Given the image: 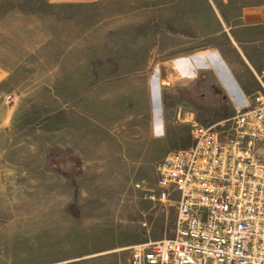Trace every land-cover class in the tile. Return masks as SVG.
Wrapping results in <instances>:
<instances>
[{
    "label": "rangeland",
    "instance_id": "374dc122",
    "mask_svg": "<svg viewBox=\"0 0 264 264\" xmlns=\"http://www.w3.org/2000/svg\"><path fill=\"white\" fill-rule=\"evenodd\" d=\"M262 5L0 0V75H8L0 85V121H8L0 130L3 181L10 187L33 184L32 171L43 163L73 188L76 216L77 193L99 195L104 188L105 201L120 209V241L114 242L121 247L114 255L120 264H128L131 246L171 236L175 206L145 198L155 189L164 155L155 157L167 146L191 143L190 118L212 125L232 115L222 88L230 84L224 70L237 69L239 84L250 93L257 89L264 24L244 25L241 15ZM250 50L258 69L246 64ZM206 51L193 64L202 76L180 79V57ZM152 114L163 120L166 132L150 141ZM126 144L133 145L130 152ZM28 197L10 196V206L31 202Z\"/></svg>",
    "mask_w": 264,
    "mask_h": 264
},
{
    "label": "built area",
    "instance_id": "2783aa9c",
    "mask_svg": "<svg viewBox=\"0 0 264 264\" xmlns=\"http://www.w3.org/2000/svg\"><path fill=\"white\" fill-rule=\"evenodd\" d=\"M255 75L232 115L190 118L191 143L158 161L145 198L175 206L172 235L131 246L128 264H264V68Z\"/></svg>",
    "mask_w": 264,
    "mask_h": 264
},
{
    "label": "crops",
    "instance_id": "0c3cea01",
    "mask_svg": "<svg viewBox=\"0 0 264 264\" xmlns=\"http://www.w3.org/2000/svg\"><path fill=\"white\" fill-rule=\"evenodd\" d=\"M48 1L73 3L89 0ZM259 1L264 3V0ZM241 20L244 25L264 24V5L245 9ZM1 28L0 22V34ZM1 50L3 44L0 35ZM249 52L250 57L246 59V64L251 70L258 69L259 59L254 55V50ZM205 54L208 52L194 53L190 57L181 56L180 79L192 77L190 79L192 81L202 76L203 70L196 74L193 71V64L196 62L195 59L202 58ZM214 57L216 62H219L215 55ZM2 66L1 63L0 67ZM233 71L224 70L225 79L230 80V84L222 80L225 82L222 88L235 108L243 105L252 93L237 81V69ZM7 79V74L0 75V85ZM151 79L154 81V78ZM156 121L155 114H152L151 128L155 132L148 137L150 141L162 137L166 132L163 120ZM7 127L8 121L1 120L0 130ZM96 136L99 137V133ZM132 146L126 144L125 150L130 152ZM173 148L169 146L162 148L155 158L165 155ZM38 169L32 171L33 184L27 183L26 186L23 182L22 186L10 187L3 181V176H0V264H120V259L116 261L114 256L121 248L119 244H114L115 241H120V209L105 201L107 199L103 197L104 188L103 193L99 195L90 194L85 197L82 192L77 193L75 205L79 215L76 216L69 208L74 200V191L69 182L58 173L46 171L43 163H40ZM104 185L106 184L104 183L103 187ZM16 194L21 196L27 194L28 198L31 197V202L20 203L22 201L17 202L19 199L16 198L17 203L13 205L11 203L10 206L9 197ZM106 240L105 244H101Z\"/></svg>",
    "mask_w": 264,
    "mask_h": 264
},
{
    "label": "trees",
    "instance_id": "16d2710c",
    "mask_svg": "<svg viewBox=\"0 0 264 264\" xmlns=\"http://www.w3.org/2000/svg\"><path fill=\"white\" fill-rule=\"evenodd\" d=\"M70 211L72 213L76 214L74 205H70Z\"/></svg>",
    "mask_w": 264,
    "mask_h": 264
}]
</instances>
